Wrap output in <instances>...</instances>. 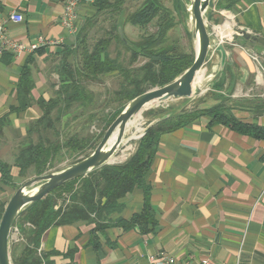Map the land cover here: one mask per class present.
Masks as SVG:
<instances>
[{"label": "crops", "instance_id": "1", "mask_svg": "<svg viewBox=\"0 0 264 264\" xmlns=\"http://www.w3.org/2000/svg\"><path fill=\"white\" fill-rule=\"evenodd\" d=\"M76 1L75 31L67 33L61 25L62 0H0V18L10 12L23 17L20 24H7L11 38L26 46L39 36L60 41L39 55L0 57V119L5 118L0 160L11 167L16 186L17 151L41 114L36 105L14 111L20 71L32 60L28 67L33 99L53 96L59 88L54 68L60 52L75 47L77 32L92 13L93 0ZM218 1L206 26L219 41L232 39L237 44L224 45L230 59L212 94L198 108L223 104L236 119L264 127V0H238L230 10L219 8ZM237 28L256 41H239ZM207 124V118H197L161 137L145 179L157 222L153 232L143 235L136 227L117 224L142 211L143 192L134 189L101 232L90 222L52 226L42 234L38 252L56 253L50 257L55 264H153L149 257L161 253L176 264H200L203 259L210 264H264V141ZM13 193V187L1 183L0 173V202L7 204ZM29 228L13 226L18 246L27 242L29 233L24 230Z\"/></svg>", "mask_w": 264, "mask_h": 264}, {"label": "trees", "instance_id": "2", "mask_svg": "<svg viewBox=\"0 0 264 264\" xmlns=\"http://www.w3.org/2000/svg\"><path fill=\"white\" fill-rule=\"evenodd\" d=\"M238 0H219L217 6L230 10ZM125 0H93L92 10L96 14L103 12H119ZM157 19L156 36L145 38L141 43L132 45L118 33L122 27L116 19L111 25L109 37L100 39L91 50L86 47V29L89 26V17L85 18L77 32L76 44L73 48H65L60 52V61L54 68L58 76V87L53 96L48 100L38 98L34 100L31 91L34 88L28 65L32 60H27L23 65L16 89L17 107L14 111H24L36 105L41 114L26 131V138L22 141L13 168L17 169V176L21 180L28 179L30 172L41 176L48 163L52 162L59 154L61 148L73 152H84L90 141L85 139L70 138L59 146L48 138H42L41 133L52 132L59 135L57 124L74 105H87L93 100L92 91L84 83L99 81L109 75L120 76L123 80L120 88L113 93V100L119 104L118 109L106 121L105 130L117 118L126 104L145 92V86L163 87L171 83L176 77L189 68L194 59V53H180L173 46H163L165 34L173 28L174 23L169 12L156 3L146 2L143 7L126 17L125 22L138 27H146ZM190 35V34H189ZM113 40L126 48L130 53L128 66L119 61V57L111 58L107 53ZM43 48L32 54H41ZM79 53L78 55H75ZM10 56L11 54H3ZM2 56V57H3ZM78 56L77 64L71 59ZM145 59L144 64L137 70L130 71L137 58ZM208 119L207 126L223 125L227 129L240 135L250 136L256 140L264 141V127L244 123L229 113L228 107L223 104L214 107L191 110H182L178 114L150 126L146 133L139 139L136 149L127 161L118 165L103 166L89 173L87 176L69 181L56 189L40 201L30 205L22 211L15 225L21 228L28 224L30 228L24 232L29 233L25 244L18 246L13 243L11 247L12 264H55L50 257L56 253H39L42 234L52 226L73 225L79 222L95 223V231L101 232L109 224L107 218L121 210V201L134 189L143 192V208L127 221L120 220L117 224L123 228H138L143 235L153 232L157 227L154 212L148 201L149 187L146 184V175L154 161L161 137L173 130L180 129L197 118ZM5 125V118L0 119V133ZM38 135L37 142L31 137ZM11 167L0 160L1 183L4 186L18 188L13 184ZM64 193H68V200H64L55 209L56 201ZM6 203L0 202V219ZM13 225V226H15Z\"/></svg>", "mask_w": 264, "mask_h": 264}, {"label": "rangeland", "instance_id": "3", "mask_svg": "<svg viewBox=\"0 0 264 264\" xmlns=\"http://www.w3.org/2000/svg\"><path fill=\"white\" fill-rule=\"evenodd\" d=\"M146 2H149L150 4L151 2L154 4L156 3L158 6L166 9L172 17L174 26L165 34L163 46L169 47L175 45L180 53H194L193 44L189 35L190 33L188 34L187 32V27L190 26V23L188 21L183 3H181L182 1L180 0H125L123 5L120 7V11L116 13L115 11H110L96 14L95 11L92 10V13L89 15V26L86 29V47L91 50L98 40L109 37L108 34L115 19L122 26L121 31L124 37L132 45L141 43L145 38L156 36L158 29L157 19H154L146 27L132 26L125 22L127 16L143 7ZM107 53L112 59L119 57L120 63L124 66H128L131 58V52L121 46L118 41L113 40L110 47L107 49ZM78 54L79 53H76L75 55ZM77 59L78 56L71 59V62L77 64ZM144 62L145 59L139 56L137 61L129 67L130 71L137 70L144 64ZM208 67L209 61L207 60V63L204 65L202 70L204 77L207 75L206 72ZM122 80L123 79L120 76L109 75L102 77L97 82L84 83L85 87L89 91H92L93 101L87 105H74L71 110L65 114L61 121L57 124L59 131L58 137H56L52 132L41 133L42 138L46 137L51 142H56L59 144L60 148L70 138L85 139L90 141L88 148L81 154L80 152H73L71 150L61 148L59 154L55 156L53 161L48 163L42 175L63 169L66 166L68 167L69 165L80 161L81 159L87 157L97 147L107 130H105L106 121L110 118L111 114L118 109L119 104L113 100V93L120 88ZM154 88L159 87L145 86V93L146 91ZM212 90L213 86H207L204 93L197 94L188 100L179 101L177 106H172V104L168 103H161L160 105L152 106L142 111L134 119L131 127L126 132L127 140L130 138L134 139L127 141L123 148L118 149L116 153L117 156L111 161L115 163L113 165H122V163L127 161L133 154L136 149L137 142L140 139V137L136 138L138 130L142 131L150 123L165 114L172 113L176 115L182 110H191L199 107L207 98L206 96L212 94ZM31 139L34 142H37L38 135H33ZM34 177H37V175L35 176L33 175V172H30L28 179L18 180L17 186L19 187L24 184V182ZM68 198V193H64L61 198L57 199L54 208L57 209L58 206L60 204L62 205L64 200L67 201ZM14 239V236H12L10 250L12 244L15 243Z\"/></svg>", "mask_w": 264, "mask_h": 264}, {"label": "water", "instance_id": "4", "mask_svg": "<svg viewBox=\"0 0 264 264\" xmlns=\"http://www.w3.org/2000/svg\"><path fill=\"white\" fill-rule=\"evenodd\" d=\"M183 3L185 12L190 23V38L193 44L194 59L189 68L176 77L171 83L146 91L126 104L117 118L105 131L97 147L80 161L59 169L52 173L37 176L29 179L20 185L7 202L0 219V264H12L10 244L11 233L14 223L22 211L30 205L40 201L57 187L87 176L89 173L100 169L103 166L113 165L108 163L109 159L115 155L124 137L125 127L130 119L147 105H160L170 98L187 97L191 98L200 94L201 89L207 86H214L215 81L220 79L225 65L230 56L225 51V44L236 45L237 40L226 39L219 41L208 29L205 23L207 16L214 8L216 0H180ZM118 33L122 36L121 28ZM240 38L239 41L255 42V37L245 29L237 28L235 32ZM217 54L215 72L204 77L202 73L204 65L207 63L209 55ZM202 78L197 86H191V81L197 76ZM173 116L172 113L165 114L150 123L142 132L140 138L147 129L159 121ZM116 132L114 141L110 143L112 134Z\"/></svg>", "mask_w": 264, "mask_h": 264}, {"label": "built area", "instance_id": "5", "mask_svg": "<svg viewBox=\"0 0 264 264\" xmlns=\"http://www.w3.org/2000/svg\"><path fill=\"white\" fill-rule=\"evenodd\" d=\"M62 3L63 13L61 16V25L67 33H73L75 31V5H77V1L62 0ZM22 22L23 17L17 12H10L6 17L0 18V57L5 53L16 57L22 53H31L40 48L54 47L60 43L58 40H49L39 36L36 42L26 46L20 41L11 38L8 35L7 24H20ZM149 261L153 264H176V260L165 253H161L159 256H151L149 257ZM200 264H210V262L207 259H203Z\"/></svg>", "mask_w": 264, "mask_h": 264}, {"label": "bare ground", "instance_id": "6", "mask_svg": "<svg viewBox=\"0 0 264 264\" xmlns=\"http://www.w3.org/2000/svg\"><path fill=\"white\" fill-rule=\"evenodd\" d=\"M208 61H209V67H208V69H207V72H206V74H212V73H214L215 72V69H216V63H217V61H218V56H217V54H213V53H211L210 55H209V57H208ZM201 78H202V76L201 75H197L192 81H191V83H190V85L191 86H193V85H195V86H197L198 84H199V81L201 80ZM205 92V89H201L200 90V94H202V93H204ZM194 96H192L191 98H193ZM191 98H187V97H179V98H170V99H168V100H166V101H164V102H162V104H172V106H177V104L179 103V101H184V100H188V99H191ZM174 103V104H173ZM176 103V104H175ZM152 106H155V105H153V104H150V105H147L145 108H143L142 110H140L136 115H134L131 119H130V121L127 123V125H126V127H125V132H124V137H123V139H122V141H121V144H120V146H119V148H123V146L127 143V141H130V140H132V139H134V138H130L129 140H127V138H126V132L128 131V129L131 127V125H132V123H133V121H134V119L142 112V111H144L145 109H148V108H150V107H152ZM144 130V129H143ZM143 130L141 131V130H138L137 131V135H136V138H139L140 136H141V134H142V132H143ZM140 134V135H139ZM115 137H116V132H114L113 134H112V136H111V140H110V143L109 144H111L113 141H114V139H115ZM117 155L115 154V155H113L110 159H109V161H108V163H110V164H115V163H113V162H111L113 159H115V157H116Z\"/></svg>", "mask_w": 264, "mask_h": 264}]
</instances>
